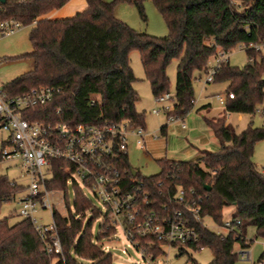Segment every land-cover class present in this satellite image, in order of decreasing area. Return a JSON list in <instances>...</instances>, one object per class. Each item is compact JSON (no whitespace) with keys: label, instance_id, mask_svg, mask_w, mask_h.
Listing matches in <instances>:
<instances>
[{"label":"trees","instance_id":"16d2710c","mask_svg":"<svg viewBox=\"0 0 264 264\" xmlns=\"http://www.w3.org/2000/svg\"><path fill=\"white\" fill-rule=\"evenodd\" d=\"M161 15L168 30L164 37L139 33L117 19L114 9L117 0H85L86 8L65 19H41L69 0H5L0 2V19L15 20L21 26H31L28 34L31 53L14 60L30 57L33 68L2 85L10 96L21 95L32 88L56 87L60 94L50 103L28 111L30 121H54L58 117L70 124L104 126L126 121L132 127L144 128V114L138 113V95L133 89L136 78L130 67L129 54L137 51L153 97L169 93L166 68L178 60L175 75L172 109L167 118L182 120L193 107V82L209 68L211 58L217 60L213 82H226L224 114L254 115L264 102V55L262 51L246 49L248 63L231 66L228 59L219 60V52L230 53L239 45L264 43V0H150ZM140 18L146 21L144 0H127ZM195 73L197 75H195ZM233 94V98L228 95ZM60 109L57 116L55 111ZM208 130L217 141L215 151L197 150L191 161L156 162L158 174L143 177L131 173L127 155H121L120 168L126 180L140 185L147 197L144 210H159L171 202L178 188L194 200L200 218H210L217 225L223 223V211L232 207L231 219H238L235 231L217 234L201 223L191 222L198 234V242L209 247L213 258L207 264H235L241 249L248 248L246 227L255 228V236L264 238V173L252 160L254 146L264 140L263 127H247L237 132L226 124L224 116L212 119L203 116ZM165 126L160 128L165 134ZM53 175L47 188L61 191L66 200L68 175L64 163L52 161ZM74 192V215L61 216L53 212L62 254L56 261L48 254L45 244L28 220L10 225L0 221V264H78L77 257L91 259L93 264H112L111 252L93 240L92 223L100 212L78 186ZM209 188V190L207 189ZM22 187L0 175V205L12 200ZM90 217L84 222V214ZM80 215L79 218L76 216ZM99 235H113L114 228L105 216ZM179 254L184 252L178 248ZM155 254L160 248L152 245ZM264 258L262 251L257 259ZM193 264H198L193 261Z\"/></svg>","mask_w":264,"mask_h":264},{"label":"built area","instance_id":"2783aa9c","mask_svg":"<svg viewBox=\"0 0 264 264\" xmlns=\"http://www.w3.org/2000/svg\"><path fill=\"white\" fill-rule=\"evenodd\" d=\"M21 27L15 20L0 19V38L15 34ZM238 48L260 51L264 49V43L239 45ZM227 55L219 52L218 59L225 60ZM216 72V64L209 66L204 74L206 84L213 83ZM59 94V88L42 86L10 97L0 87V167L4 163L19 166V178L24 180V185H20L21 196L16 201L17 215L33 226L44 242L46 252L53 255L52 261L62 254L51 202V195L56 191L47 188V182L53 175L52 161L64 163L63 169L68 175L66 185L91 191L102 206V209L94 206L100 212L99 217L103 220L107 216L114 230L115 226L122 228L130 244L140 250L145 264H156L153 261L164 253V245L183 249L203 248L191 222L201 223L207 228L205 218H200L196 202L190 200L183 189L178 188L172 197L173 209L165 206L160 213L154 209L144 210L147 197L140 185L131 183V178L130 182L126 180V171L120 168L119 161L121 155H127L130 137L136 139L139 148H144L146 132L143 127H132L126 121L93 126L73 125L60 117L54 121H30L24 118L26 112L50 103ZM171 97L170 93L154 97V103L160 104L161 108L154 107L151 113L156 115L161 110L164 113L170 111L172 105L168 102ZM228 97L233 98V94ZM192 103L194 105L195 101ZM55 114L59 116L60 109ZM225 118H228V113ZM41 210L50 213V223L43 224L36 218ZM240 224L238 219L230 218L217 225L224 233L214 232H235ZM152 245L160 248V253L155 254ZM239 249L235 250L238 254L249 257L246 248ZM256 262L264 264V258Z\"/></svg>","mask_w":264,"mask_h":264},{"label":"rangeland","instance_id":"374dc122","mask_svg":"<svg viewBox=\"0 0 264 264\" xmlns=\"http://www.w3.org/2000/svg\"><path fill=\"white\" fill-rule=\"evenodd\" d=\"M106 2H112L114 0H105ZM144 14L146 21H143L136 8L127 2V0H117L114 13L116 18L126 23L130 28L139 33H145L150 36L164 37L168 34L167 27L161 15L154 8L150 0H144L143 2ZM31 26H22L15 34L0 38V87L7 82H10L14 78L21 74L28 72L33 60L30 57L14 60H5V57H18L22 54L31 53L32 46L28 39ZM264 55V49L260 50ZM228 62L231 66L243 67L248 63L245 49H240L238 46L234 48L227 55ZM130 67L133 71L135 78L134 88L138 95V101L135 103V109L138 113L144 114V129L148 133H155L159 136V140L154 144L155 148L159 150V143L166 145V160L175 161L171 158L183 155V151L187 144H191L196 148L213 150L216 147V140L213 135L206 134L199 129V125L203 123V115L205 112H196L204 104H211L213 108V114L222 109V104L219 101L224 100V92L227 88L225 82H215L212 84L205 83L204 74H201L199 80L193 82V100L196 102V106L192 107L188 115L183 118V121L188 130L192 131L184 132L176 128L172 123L167 122V116L164 111H160L157 115L151 113V110L155 107L161 108L160 104L154 103V97L151 93L150 86L145 80L144 72L140 63L139 54L137 51H132L129 54ZM215 58H211L209 64H214ZM178 60L174 59L170 62L166 68V74L169 78V93L174 95V84L176 67ZM195 75H197L195 73ZM264 78V76H263ZM220 93L217 97L213 96L214 93ZM172 105V99L168 102ZM225 120V114H224ZM226 122V121H225ZM252 122L254 127H263L264 122V102L258 106L257 112L254 115H239L234 113L230 116V124L236 129L237 132L243 131L247 125ZM167 125L166 135L162 136L159 132L161 126ZM164 141V142H163ZM205 141V142H204ZM159 157L151 151H145L136 146L135 138L130 137L127 147V162L131 168L138 171L143 177L153 176L159 173L160 168L158 163ZM252 160L257 169L264 173V140L258 141L253 150ZM189 161V160H181ZM7 163L3 164L0 169V175L6 176L11 182L15 181L18 185H24V180L19 178V166L11 165L12 167L5 170ZM79 183V181H78ZM85 195L90 199L93 205L102 209V206L98 200L94 198L91 191L82 188ZM21 196V193H16L14 198L8 202H4L0 205V221L7 219L10 225L18 222L21 218L17 215L18 205L17 199ZM64 200V195L61 191H56L51 195V202L54 210L61 216H67L69 213L74 215L73 200L74 192L70 184L67 185V195ZM233 213V208L228 207L223 211V220L230 219ZM77 218L80 215L76 216ZM90 217V214L86 212L84 214V222ZM36 218L43 224H48L52 221L51 215L47 211H39ZM102 217L97 218L92 223L93 240L101 245L105 251H109L112 254V264H145L140 250L130 244L129 240L123 233V230L119 226H115V234L105 235L97 234L99 231L100 222ZM103 222V221H102ZM204 225L212 231L225 232L217 228V224L210 218L204 219ZM245 235L247 239H253L248 248L245 249L248 252L247 257L245 254H239V257L235 264H257V259L262 251H264V238L261 236H255V228L252 226L246 227ZM164 253L157 256L153 263L156 264H193L195 261L198 264H207L213 258V252L209 247H203L201 249L185 248L182 254H179V249L175 245H164ZM235 250H240L239 245L235 244ZM125 250V251H123ZM78 264H93L91 259H85L77 257Z\"/></svg>","mask_w":264,"mask_h":264},{"label":"crops","instance_id":"0c3cea01","mask_svg":"<svg viewBox=\"0 0 264 264\" xmlns=\"http://www.w3.org/2000/svg\"><path fill=\"white\" fill-rule=\"evenodd\" d=\"M85 8H86L85 0H69V2L67 4H65L64 6H62L59 9L52 10V11L48 12L47 14L42 16L41 19L54 20V19L70 18V17L74 16L76 13L83 11ZM114 15L116 16V13H114ZM216 62H217V60L215 59L214 64H209V66L215 65ZM31 68H33V62H32V65L30 66L29 69H31ZM213 83H215V82H213ZM209 84H212V83H209ZM133 89L135 90L134 85H133ZM219 94H220L219 92L218 93H214L213 96L217 97ZM224 97H225V95H224ZM225 101H226V97L224 98V100L219 101L220 104H222V109L219 110L215 114H213V111H212L213 108L211 107L210 103L202 105L200 108L197 109L196 112H205V115H206L205 117L212 118V119H217L219 117L224 116ZM195 104H196V102L194 103L193 107L196 106ZM231 114H234V113H229L228 114V118H225V121H226L225 123L226 124H230V116H231ZM238 115H239V118L241 119V115H243V114H238ZM167 122L168 123H172L176 128H178L181 131L189 132V133L192 131V129H190V130L187 129L183 119L182 120H176V119L170 120V119L167 118ZM182 124H184V127L182 126ZM163 126H165L166 129H165V134L162 135V136H165L166 135V130H167V125H163ZM198 127H199L200 130H202L206 134L211 135V132L208 130V128L206 127L204 122L201 123ZM145 132H146V130H145ZM159 132H160V129H159ZM158 140H159V136H157L155 133L146 132V134L144 136V148H141V149L145 150V151H151V153H154L155 155H157L159 157V159H164V158H166V156H165V153H166L165 146L166 145L162 146V144L159 143V150H157L155 148L154 144ZM135 141H136V139H135ZM135 144H136V142H135ZM127 147H128V145H127ZM218 148H219V145L216 142V147L213 148V150H211V151H215ZM197 150H200V149L194 147L191 144H187L185 146L184 151H183V155H180V156H177V157H174V158H171V159H173L175 161H181V160H189V161H191V160H194V159H196L198 157ZM11 165L12 164H7L5 166V170L10 169L12 167ZM1 167H0V169H1Z\"/></svg>","mask_w":264,"mask_h":264},{"label":"water","instance_id":"95a60500","mask_svg":"<svg viewBox=\"0 0 264 264\" xmlns=\"http://www.w3.org/2000/svg\"><path fill=\"white\" fill-rule=\"evenodd\" d=\"M5 0H0V2H4ZM135 169H133V168H131V173H132V175H135ZM208 190H209V188H207Z\"/></svg>","mask_w":264,"mask_h":264}]
</instances>
